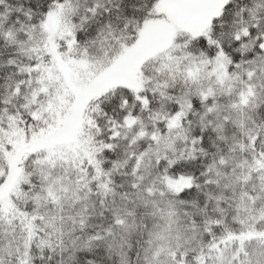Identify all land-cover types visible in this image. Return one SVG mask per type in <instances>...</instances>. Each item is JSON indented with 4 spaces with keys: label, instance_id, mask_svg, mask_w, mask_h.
Returning a JSON list of instances; mask_svg holds the SVG:
<instances>
[{
    "label": "snow or ice",
    "instance_id": "obj_1",
    "mask_svg": "<svg viewBox=\"0 0 264 264\" xmlns=\"http://www.w3.org/2000/svg\"><path fill=\"white\" fill-rule=\"evenodd\" d=\"M0 264H264V0H0Z\"/></svg>",
    "mask_w": 264,
    "mask_h": 264
}]
</instances>
